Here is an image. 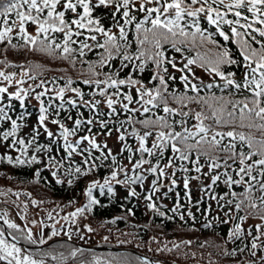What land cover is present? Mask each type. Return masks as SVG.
I'll use <instances>...</instances> for the list:
<instances>
[{"label":"snow or ice","instance_id":"6c2138e0","mask_svg":"<svg viewBox=\"0 0 264 264\" xmlns=\"http://www.w3.org/2000/svg\"><path fill=\"white\" fill-rule=\"evenodd\" d=\"M202 17L214 27L223 44L213 39V33L206 34L201 27ZM32 26L34 35L29 30ZM14 39L20 43H13ZM197 41L201 45L212 44L215 50L204 55L197 52L193 58L185 56V47L191 45L195 49ZM229 42L237 47L241 59L233 57L226 46ZM3 44L55 55L73 67L79 60L87 65L88 78L81 83L89 91L73 87L70 78L57 89H49L44 81L25 88L23 85L28 80L35 81L37 76L23 70L24 65H7L22 71L20 79L15 72L0 71V84L4 85L0 86V145L19 155L0 156V160L6 159L14 166L41 165L42 154L47 153L46 166L56 169L52 176L57 184L64 182L57 174L62 167L68 176H87L104 166V162H110V176L103 184L94 180L88 186L85 195L89 202L71 213L73 217L91 211L98 203L93 196L95 189L99 188L101 194L106 189L115 195L113 181L142 187L149 175L153 179L143 199L150 211L164 217L166 213L157 206L155 198L158 194L160 198L166 197L182 180L184 197L192 207L185 210L176 192L177 201L169 211L185 223L186 217L195 222V208L207 221L213 206L208 203L201 210L200 204L205 202L204 198L215 201L226 218L221 220L217 215L213 219L231 225L226 243L243 244L231 251L224 249L223 254L235 257L238 252L247 251L254 258L248 264H264V223L244 227L249 216L264 221V0H0V45ZM166 46L181 54L182 66L168 55ZM90 53L96 55L95 61L85 59ZM193 65L204 68L223 83L194 82L198 77ZM232 66L243 68L241 79H236L235 71L225 70ZM40 67L30 66L34 70ZM169 67L181 74L183 92L171 88L169 82L177 77ZM149 70L151 76L145 83L142 77ZM13 87L15 90L10 91ZM36 88L42 90L36 92ZM214 88L227 96L216 95ZM205 89L209 94L201 95ZM31 92H35L31 98L39 104V115L36 126L25 136L21 130L30 113L25 111L15 118L11 113L16 110V102L26 109ZM50 92L55 94L49 95ZM66 93L72 95L66 99ZM46 96L47 101L42 99ZM190 104L200 105L201 110L193 112ZM190 120L195 123L189 126ZM50 125H55L56 130ZM114 134L118 155L128 154L125 159L130 169L120 163L109 147L107 141ZM42 135L47 144L39 143ZM55 145L63 153L59 158L52 155ZM74 156L81 157V163L75 167ZM63 160L69 161L67 167ZM35 175L40 176V171ZM121 175L123 180L119 179ZM204 178L210 183L204 184ZM192 180L200 181L203 193L195 203ZM67 183L73 181L69 179ZM221 184L226 189L223 194L217 192ZM237 188L243 190L238 192ZM128 195L136 197L135 188L130 187ZM5 223L20 231L16 224ZM203 227L214 225L208 221ZM56 235L53 231L47 239ZM25 238L32 244L47 243L43 236L34 238L31 230ZM13 239L18 237L14 234ZM183 243L191 245V241ZM174 247L179 249L180 244ZM78 253L82 255L83 250L25 253L15 243L9 244L0 231V261L7 264H48L49 259L54 264H69ZM106 264L136 261L113 257ZM139 264L150 262L144 259Z\"/></svg>","mask_w":264,"mask_h":264},{"label":"trees","instance_id":"16d2710c","mask_svg":"<svg viewBox=\"0 0 264 264\" xmlns=\"http://www.w3.org/2000/svg\"><path fill=\"white\" fill-rule=\"evenodd\" d=\"M201 20V27L206 30V34L208 32L213 33V39L217 40L220 44H223L224 42L222 41V38L215 34L214 27L208 25L203 17ZM105 22L107 23V21ZM34 27L35 26H32L29 29L33 35L35 34ZM12 35L15 36V32ZM13 43L19 44L20 42L14 39ZM226 46L231 50L234 58L241 59L239 57L238 49L234 44L229 42ZM166 47L168 49V55L170 57H175L178 66H182V64L179 63V59H182L181 54L176 53L170 46ZM5 49H7V51H5ZM214 50L215 47L212 44L205 42L201 45L200 42L197 41V47L195 49H193L191 45L185 47L184 55L193 58L196 56L197 52L204 55ZM85 59L95 61L97 57L90 53ZM0 61L6 62L5 64H0V71H5L6 73L15 72L17 74V79L21 78L20 73L22 69L20 67H9L7 65H24L23 70H30L32 71V74L37 76L35 81L28 80L27 83L23 85L25 88H28L29 86L35 87L41 81H44L45 86L49 89H57L63 87L66 81L70 78L74 81L73 87H80L86 93L89 91L87 86L81 83L82 80L88 78L87 65L80 63L79 60H77L76 65L73 67L68 61L60 59L55 55L48 56L38 51H30L24 47L13 49L11 46L3 44L0 45ZM32 65H40L41 67L39 70H34L30 68ZM194 66L205 70L197 65ZM225 70L235 71L237 73L236 79L238 80L243 76V68L232 66L231 68L226 67ZM105 71H107V69H105ZM169 71L173 72L177 77L176 81L169 82L171 88L183 92V85L179 79L181 74L179 72H174L171 67H169ZM150 76L151 71H146L144 77H142L145 83H147ZM24 79L27 78L25 77ZM200 81H203L204 84L223 83L213 74L208 78V81L196 80L194 82L200 83ZM41 90V88H36V92ZM212 91L218 96H227L226 92L222 93L219 89L214 88ZM54 94V92L49 93V95ZM208 94L209 91L207 89L201 92V95ZM71 95V93H66L65 98L67 99ZM34 96L35 92H31L30 98L26 101V109L21 108L18 102H16V110L11 113L14 118L25 111L30 113L25 121H23L25 127L21 130V133L25 136L31 132L33 126H36V120L39 115V104L35 99L31 98ZM42 99L47 101L48 97L46 96ZM172 106L175 107L176 105L173 104ZM189 108L193 112L201 110V106L196 104H190ZM72 114L76 115L75 111H73ZM193 123H195V121L190 120L189 126ZM112 137H115V134ZM39 143L47 144L48 140L46 136L42 135L39 139ZM109 147L112 148L114 154H117V159L120 163L130 169L131 165L128 164L127 159H125L128 154L124 153L123 155H118V148L114 149L111 146ZM5 155H12L15 157L16 155H19V153L13 152L11 149L0 145V156ZM52 155L57 158L63 155L59 150L58 145L54 146V152ZM167 155L169 154H166V156ZM47 156V153L42 154L44 163L41 165L26 164L14 166L9 165L6 159L0 160V192L12 194L17 206L25 212L49 215L52 220L47 225L52 226L53 231L58 233V235L53 236L50 240L46 239L47 243L43 244L41 249L30 248L28 249V253L35 255L53 249L67 253V251L71 249H82L83 254L81 255L78 253L74 260L69 261V264H81V262H83V264H89V262L95 261H99L100 264H106V262L113 257L117 259L128 257L133 261H136V264H139V260L141 259L138 255L133 253L109 250L96 251L88 248H80L76 244V242L81 243L80 241L76 240L75 242V239L72 237L69 239L66 228L71 230L74 228H85L89 233L100 237V241L96 245L111 246L119 249H131L138 254L154 260L157 264H192L195 262L200 264H248L249 260L254 259L249 256L247 251L244 253L238 252L235 257L223 254L224 249L231 251L234 248L238 249L239 247H243V244H241L240 241H237L236 243H226L227 233L231 225L218 223L213 219L217 215L220 216L221 220L226 218L224 217L223 212L216 208L215 201H207V198H204L205 202L200 204L201 210L206 208L208 203H211L213 206V211L211 215L207 216V221L205 215H202L201 212H197L195 208L192 209L196 215L195 222L186 217L187 222L185 223L184 221H181L178 216H175L169 211L177 201L176 192H179L180 202L184 204L185 210L192 207L184 197L182 180L178 181L179 186L172 193H168L166 197L160 198L158 194L157 196L160 198V202H157V199L155 198L157 206L161 211L166 213L164 217L150 211L147 208L148 202L143 199L146 194L145 190L150 188L153 179L150 175L147 176L142 187L140 185L126 186L123 184H116L115 181H113L112 187L115 195L108 193L106 189L103 194H101L99 188L95 189L93 191V196L98 200V203L92 206L91 211L85 210L83 214H78L73 217L71 213L76 212L78 208L85 207L89 202L88 197L85 195L88 186L94 180L103 184L104 179L110 176L112 166L110 162L106 161L104 162V166L90 172L87 176H68L65 174V170L62 167L57 174L64 182L57 184L55 178L52 176V171H55L56 169L46 166ZM165 162L166 160L162 161V164ZM62 163L67 167L69 161L63 160ZM80 163L81 157L74 156L72 166L75 167ZM38 170L40 171V176L37 177L35 172ZM168 171L170 173L172 170L169 169ZM205 171H207V169H205ZM181 175V173H178V176ZM192 175H195V173H192ZM69 179H71L73 183L68 184L67 181ZM119 179L123 180V175H121ZM203 183L208 184L210 183V180L204 178ZM199 184L200 181L196 180H192L190 183L193 203L203 197ZM130 187L135 188V191L137 192L136 197L128 195ZM242 190V188L236 189L238 192ZM223 191H226V189L221 184L219 188H217V192L223 194ZM256 195L258 196L259 193ZM240 215H245V213L241 212ZM170 216L173 218L168 219ZM65 217L68 219L66 220ZM208 221H211L214 227L205 228L200 226L202 223ZM260 223H264V221H261L258 217L249 216L244 227L248 228ZM5 227L10 236L13 237L15 234L18 237L17 240L22 244L28 246L37 245L28 242L25 238L28 232L26 228L17 226L20 230L17 231L15 229H10L8 224H5ZM89 229H91V231H89ZM0 231H3L1 225ZM58 237H63V239L51 242L52 239ZM184 241H191V245H185L183 243ZM81 244L89 245L92 243L86 242ZM175 244H180V248L176 249L174 247ZM201 244H204V247H201ZM160 249L164 250L160 251ZM167 249L173 250L168 251ZM48 263L54 264L50 259ZM0 264H7V262L0 261Z\"/></svg>","mask_w":264,"mask_h":264},{"label":"rangeland","instance_id":"374dc122","mask_svg":"<svg viewBox=\"0 0 264 264\" xmlns=\"http://www.w3.org/2000/svg\"><path fill=\"white\" fill-rule=\"evenodd\" d=\"M179 63H181L182 59H179ZM186 63V61H183ZM192 70L195 73L197 80H206L211 76L210 72H207L203 69L197 68L196 66H192ZM0 86H4L0 84ZM15 87L10 88V91H14ZM50 127L54 130L55 126L50 125ZM109 146L114 149L118 148L117 141L115 137L110 138L108 141ZM194 186V185H193ZM195 187V186H194ZM0 220L9 221L11 223L16 224L17 226H21L26 228L28 231L31 230L33 232L34 238H39L43 236L44 239H47L51 236L53 232V227L48 226L47 224L52 220V218L47 214L40 215L39 213H30L21 210L12 194L2 193L0 192ZM67 235H70L73 239L79 240L81 243L90 242L93 244H98L100 241V237L89 233L85 228H74L68 229L66 228ZM9 244H13L12 242H8ZM17 247H20L17 245ZM25 253H28L27 250L20 247ZM49 264V263H48ZM192 264H200V263H192Z\"/></svg>","mask_w":264,"mask_h":264},{"label":"water","instance_id":"95a60500","mask_svg":"<svg viewBox=\"0 0 264 264\" xmlns=\"http://www.w3.org/2000/svg\"><path fill=\"white\" fill-rule=\"evenodd\" d=\"M0 223H1V221H0ZM5 237H6L7 239L13 241L14 243H16V244L22 246V244H21L19 241L14 240L13 238H11V237L9 236V234H8L7 231H5ZM80 246H82V247H87V248H89V249H93V250L128 251V252H132V253H134V254H137L135 251L128 250V249H118V248H113V247L93 246V245H89V246L80 245ZM22 247H24V248H26V249L29 248L28 246H22ZM37 248H38V247H37ZM139 256H140V258H141L142 260L146 259L144 256H141V255H139ZM148 261L150 262V264H154V262H153L152 260H148Z\"/></svg>","mask_w":264,"mask_h":264},{"label":"flooded vegetation","instance_id":"af4514ba","mask_svg":"<svg viewBox=\"0 0 264 264\" xmlns=\"http://www.w3.org/2000/svg\"><path fill=\"white\" fill-rule=\"evenodd\" d=\"M194 195H195V193H194Z\"/></svg>","mask_w":264,"mask_h":264}]
</instances>
